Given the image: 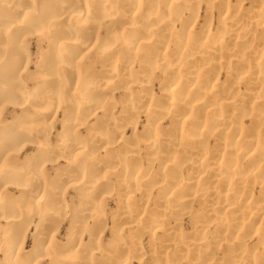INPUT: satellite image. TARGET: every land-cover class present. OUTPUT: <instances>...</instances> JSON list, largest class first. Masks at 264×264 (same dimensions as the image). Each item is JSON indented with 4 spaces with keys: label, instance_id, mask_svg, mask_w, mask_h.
Returning a JSON list of instances; mask_svg holds the SVG:
<instances>
[{
    "label": "bare ground",
    "instance_id": "obj_1",
    "mask_svg": "<svg viewBox=\"0 0 264 264\" xmlns=\"http://www.w3.org/2000/svg\"><path fill=\"white\" fill-rule=\"evenodd\" d=\"M253 1L256 9H243L240 3L217 8L220 29L213 32L207 14L201 36L192 38L189 47V37L177 36L174 25L187 13L180 24L187 30L188 18L197 11L195 0H0V264H144L138 238L147 228L137 213L139 203L131 198L140 193L146 202L153 190L159 203L152 210L161 218L154 219L151 230L185 214L195 219L188 239L177 222L167 226L160 246H173L174 253H150L151 263L215 262L218 245L228 241L225 257L217 258L227 261L218 264H264V141L252 128L245 153L239 140L243 116L256 126L264 121V0ZM206 2L211 12L213 3ZM33 33L46 42L34 70L25 53ZM173 39L171 50L163 45ZM90 55L100 64L98 70L80 68L81 58ZM223 55L228 57L224 85L214 76L223 66ZM181 59L190 63L189 70ZM197 62L203 75L190 68ZM155 72L165 76V84L158 101L163 104L151 113L161 117L174 109L175 128L157 131L158 124H152L143 136L132 138L134 133L125 131L135 130V120L124 127L115 124L149 108L141 99L152 100L147 85ZM25 76L33 80L31 92L24 90ZM132 84L138 85L137 92H130L115 114L112 93ZM240 85L248 90L239 92ZM7 103L17 112L9 122L3 119ZM195 110L208 117L202 120ZM58 111L60 136L52 142ZM180 113L183 118L178 119ZM90 118H95L93 124H88ZM84 125L87 137L79 132ZM209 133L218 137L210 154L204 149ZM38 137L41 141L33 140ZM118 141L128 154L112 152ZM35 142L38 147L20 159ZM98 150L103 155H94ZM179 151L184 157L170 158ZM138 152L150 156L142 162ZM58 161L64 162L62 168ZM47 166L61 169L51 177ZM113 172L121 191L118 212L109 218L111 238L103 242L105 199L98 196L110 189L107 178ZM257 185L258 199L250 200L248 191ZM69 188L86 189L81 195L85 199L67 202ZM9 189L19 194L8 195ZM55 193L60 197L53 198ZM46 194L49 198L40 199ZM196 197L209 203L194 214L191 202ZM221 210L225 213L218 215ZM242 212L249 215L247 223L234 218ZM67 220L64 238L58 239ZM245 228L260 245L248 257L241 246ZM30 235L33 242L27 247ZM126 240L131 244L126 246Z\"/></svg>",
    "mask_w": 264,
    "mask_h": 264
},
{
    "label": "rangeland",
    "instance_id": "obj_2",
    "mask_svg": "<svg viewBox=\"0 0 264 264\" xmlns=\"http://www.w3.org/2000/svg\"><path fill=\"white\" fill-rule=\"evenodd\" d=\"M190 1H192V0H190ZM195 1H198V4L196 5L197 11H196L194 17L188 18L189 24H188L187 30L180 29L181 22L183 20H185V18H187V16H188L187 13H182L181 14L182 20L181 21H175V25H174V27L178 30L177 36L181 35L182 37H186V36L189 37V39H190L189 40V47H192V45H191L192 38L201 36L200 35V28H201V25L204 24V21L206 20L207 14L209 15V18H210L209 21H211V23H212V25L210 26L211 31L213 32L216 29L217 30L220 29V27L217 24L218 23V16H217V11H216L217 8H219V7H221L222 9H226V7L231 8L235 4L240 3L243 9H246L248 7H251L252 9H256V5H255L256 3L253 0H244L243 2H240L238 0H225L222 4H215L213 2V0H210L211 3H213V8H212V11L210 12L206 8V4H207L206 0H195ZM103 30H104V28L101 29V31H103ZM34 35L35 34L33 33L31 35V37L27 39V44L25 47V53L28 54V57L31 60L29 68L33 69V70L39 64L40 57H41L40 52L46 48V42L41 40V37H38L37 35L34 36ZM174 42L175 41L173 39L170 42L166 41L163 45H165V46L169 45V49L171 50ZM80 54H82V52ZM146 55L149 57L151 55V53L146 51ZM172 56H174L173 53H172ZM172 56H168L170 60L173 58ZM175 58H177V57H175ZM135 59H137V58L135 57ZM221 59L223 62V66L221 68H217L216 71H214V74H215L214 76L216 77V79L218 80L219 83L224 85V83L227 82V81H224V72L227 70V59H228V57L223 55L221 57ZM79 63H81L80 68H82V69L89 68L90 70H98L100 68V64H97L96 62H94L92 55L84 57L83 60L81 58ZM181 63L185 64V65L187 64L185 71L189 70L188 66L190 65V63H188L187 59H181ZM140 66H141L140 63L136 64L135 69L139 70ZM150 66H152V62L148 63L147 65H144L143 68H149ZM201 67H203V66H200V63L197 62V63L192 64V66L190 68H194L195 70H197L199 72V76H200V75H203V71H201ZM205 74L207 75V73H205ZM164 78H165V76L163 74L155 72V76L151 80H149L148 85H147V89L153 95L152 100H149V98L141 99V102H143V103H147V102L150 103L149 108L144 110V112L139 113L137 115V117H131L129 115H126V120L124 122H119V124H115V127H124L125 126V125H123L124 123H126L130 120H135L137 122V126H136L135 130L131 131V129L129 127H127L126 131H125L126 135L134 133L133 135H131L132 138L133 137L139 138V136H143L146 133V131H148V128L153 126L152 124H154V125L158 124L157 127L155 128L157 131H161V130H165V129L173 130L175 128L173 118H174V114H176L174 109L169 114L163 115L161 117H159L158 115H156L154 113L153 114L151 113L152 109L155 108V105L156 106H162V104H163V103H159V102H161V100L159 99V96L162 93L161 91L164 89V84H165L163 81ZM75 79H77V77L74 75L73 81H75ZM137 79H139V78H137ZM22 81L25 83V85H24L25 92H31V89L33 87L31 81H33V80L27 79V76H25V78ZM137 90H138V85L132 84L129 86V90L119 88L112 93L111 100L114 101V103L117 105L115 114L116 113L120 114V111H121L123 105L128 102V100H126V99L130 98L129 93L131 92L134 94L137 92ZM247 90L248 89H246L243 85L238 86L239 92H245ZM73 102H74V99H73ZM137 103H139L138 100H137ZM7 104H8V107H6L4 110L3 119L5 121L9 122L15 118V115L17 114V112L14 111V109L12 108V104H10V103H7ZM194 114H195V116L200 117L202 120H204V118L208 117L205 114L198 113L197 110H195ZM206 114H209V113L207 112ZM158 117H159V119L156 120ZM60 118H61V112L58 111L57 118H56L55 124H54L55 126L52 129V136L50 137L52 142L57 140V137L60 136V129H61V125H62ZM177 118L178 119L183 118V114L182 113L177 114ZM94 121H95V118H90L87 122H88V124H91V123L93 124ZM241 123L243 124L242 125L243 126V133L239 139L242 141L241 144L245 145V143L250 144L252 142V139L250 138L252 135V128H255L256 131L260 132L261 141H264V121L260 122L258 124V126H256V125H252L254 123H252L250 121L249 117L243 116L241 118ZM79 132H81L82 136L87 137L86 133H88V129L86 128V125H84V127L82 129L80 128ZM216 139H218V137L213 136L211 133L207 134L204 137V140H205L204 149L209 154L212 153V151H214V143H215ZM33 140L41 141L39 137H38V139L33 138ZM146 140L147 139H145L144 141H146ZM249 144H247V145H249ZM247 145H245V151H244L245 153H246L247 149L249 148ZM37 147H38V145L35 142L34 145L32 144L31 146H28L27 148H25L21 152L20 159H23L24 155L31 154ZM111 150H113L112 151L113 153L128 154V152L124 149V146L122 147V143L120 141L114 143ZM138 154L140 156V161H142V162H145L147 160V157L150 156V155H145L142 152H138ZM94 155H103V152L98 150L94 153ZM175 156H177V157L180 156V159L182 157H184L182 155L181 151H179L178 153H172L170 158H173ZM187 163H188V161H185L182 164L185 165ZM63 164H64L63 161H58L57 167H61V166H63ZM61 168L53 169L50 166H47L46 171H48L52 177ZM181 168H182V166H181ZM182 173H183V176H186L183 171H182ZM107 180H108V186L110 189L107 190L108 192L101 193L98 196V199H100L101 197H104V199H105L101 211L103 213V216H105V219H107V223H106V227H105L106 229L104 228L101 231V233L99 232L100 236H101L100 238H102L103 242L110 240V238H111V235H110L111 234V232H110L111 221L109 218L113 215V213L118 212L119 192L121 191L120 187H118V182L116 181L117 177L115 176L114 172L110 173L108 175ZM204 181H206V180L201 179L200 182H204ZM61 182L62 181H60L59 184H56V185H59L56 189H59V187L62 185ZM208 184H213V183H208ZM85 190L86 189H84V188H83V190H80V189L78 190L77 188H71V189L69 188L68 190H66V194H65L64 199H66L67 202H69L71 200V201H74L76 203L78 199H85V198L81 197L82 193H84ZM260 191H261V187H258V185L255 187H251L248 191L250 194V200H257ZM7 192H8L7 193L8 195L13 194V196H17L19 194L18 192L10 191V189ZM52 197L58 198V197H60V194L55 193ZM188 197L192 198L193 196H188ZM47 198H49L48 194H46L45 196H43L40 199H47ZM253 198H257V199H253ZM28 199H34V198L31 197ZM36 199H39V197ZM131 199H134V202L139 203V205H138L139 210L137 213L139 215V219L141 218L140 220L142 221V225L147 228L146 229L147 231L143 234L144 237L142 236V237L138 238L139 239L138 245L140 246L141 251H142L141 253L143 254V255H141V259H142V262L144 264H153V262L151 263L153 256L157 255V254H158V256L164 255V253H162V252L166 251L165 256L166 255L170 256L174 253L173 246H171V248H170V246L163 247L165 249H162V247L160 246V244L162 243V240L164 239V237H163L164 236L163 234L165 233L164 230H165V228H167V226H173L175 224V222H177V226H178L181 234H184L186 239H188L190 237L189 234H191V231L193 230V226H192L193 222L192 221L195 218H192L188 214L180 216V218L177 220L166 219V221H164L165 225L162 228L157 229V227H155V229L151 230L150 225L154 222V219L161 218L160 215H157L158 213H156V212H154V210H152L154 205L159 203V201L156 200V193L154 190L152 191V194H150V196L147 198L148 200L146 202H144V200H141V194L140 193H136L135 196ZM247 200H249V199H246V201ZM208 203H209L208 200H206L205 198L196 197L191 202L192 209L190 212L194 213L195 210L201 211L204 208L208 207ZM237 204L242 205L243 202L239 201ZM262 204H263V201H260L255 206L260 208L262 206ZM140 205H142V206L140 207ZM242 208L246 209V207H244V206H242ZM260 212L258 214H260ZM224 213L225 212L222 210H221V212H217L218 215H221ZM238 214H240V213H238ZM248 216L249 215L247 214V212H242L241 215H236V217H234V218L237 221L247 223ZM68 224H69L68 220L65 222V224H63L62 229L60 230L58 239L62 240V238H64V234H65L66 228L68 227ZM155 225L156 224H153L152 228ZM123 227L124 226H121V228H123ZM46 228H49V227L46 226V224H45V229ZM245 231H246V228L242 231L243 232V241H242L241 246L246 247L248 253H245V257L246 256L248 257V256H252L253 254H255L256 251L259 249L260 245L257 244V242H258L257 236L252 234L253 232H246L245 233ZM124 235L126 236V234H124ZM32 242H33V240H32V237L30 235L29 240L27 242V247H31ZM150 243L152 244V247H151ZM130 244H131V242L126 240V246H128ZM228 244H230L228 241H222L216 249V253H215L216 259L214 260L215 262L206 261L205 264H218V262H222V263L226 262L227 260H225V259H222L221 261H217V258L219 257L221 259V258H223V256L225 257V255L229 249ZM155 246H156V248H155ZM150 247H151V250L153 249V252H151ZM166 248H168V249H166ZM154 250H155V252H154ZM157 250L159 251V253L156 252ZM150 253L151 254L154 253L152 257L150 255ZM176 259H178V257ZM180 261H182V262H180ZM184 261H185L184 259H180V260H177V262L174 264H186V261L185 262ZM44 264H46V263L44 262Z\"/></svg>",
    "mask_w": 264,
    "mask_h": 264
}]
</instances>
